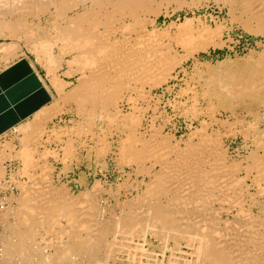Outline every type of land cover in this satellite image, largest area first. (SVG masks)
Returning a JSON list of instances; mask_svg holds the SVG:
<instances>
[{
	"label": "bare ground",
	"instance_id": "bare-ground-1",
	"mask_svg": "<svg viewBox=\"0 0 264 264\" xmlns=\"http://www.w3.org/2000/svg\"><path fill=\"white\" fill-rule=\"evenodd\" d=\"M185 1L187 2V0H185ZM185 1H183V0H12L11 1L10 0V2L8 3V1L5 0L4 2H7V4H3L4 2H1V0H0V2H1L0 6L4 5L3 7L7 8V9L4 8L5 9V10L3 9L4 11H2V8L0 9V11H1L0 16L4 15L0 19V36H10L12 38L10 42L2 43L3 45H1V46H3V52L4 53H2L3 57L2 56H1L2 58L0 57V61L6 62V61H9V60L15 58L18 55V51L22 47L21 46V42H23L22 40L25 39L26 40V46H27L26 48H28L29 51L33 52L36 55L35 56L36 59L38 58L39 61H43L44 64L46 65V67L45 66L44 67H45V69L47 68V70H48L47 73H49V75H51L50 76L51 77L50 79L52 80L51 83L54 84L52 86H54V88L56 87V89H58L56 91L57 95L59 94L58 92H60L59 97L56 98V101H55L56 103L52 102L51 104H53V105L52 106L48 105V107H46V108H43L45 106H42V109L40 108L39 111H37V112L35 111L36 113L33 117L34 118L33 120L26 121V123H23L16 128V130L22 134V136L19 138V146H18L19 150L18 151L16 150V152H15L14 147L10 141L11 139L9 141H6L5 143H3L2 146H0V191L8 189L9 187H11L10 184H5V182H4V180L6 178V174L8 172V166L5 165V163H7L6 160L15 159V158L21 159V162H22L21 164L23 165V167L20 169V171L22 174L26 173V176L28 175V172L30 171V170H28V168H30L31 166L33 167V162L36 163V160H38V161L40 160V158H38V157H37L38 159L34 160V158H33L34 155H32V153L35 152L33 150L39 144H42V143H40V138L43 137L44 134L47 132V130H46L47 122H49L54 117L59 116V115H61V113L66 112V111L70 112L71 114L73 113L76 117L77 116L81 117L80 120L85 121V122H88L89 120H91L95 116L101 120L102 126L106 125L107 129L108 128L111 129L113 127L116 130V133H114L115 135L113 136V139H111V140H113L112 142L108 141L109 139H108V136L106 135L108 133L105 132L106 134L103 133L101 135L97 134V136L95 137L96 138L95 139V145L94 146L90 145L92 147V149L95 150L97 155L103 157V155L105 156V154L109 150H111L112 153H114L115 155H118L117 159L120 160V162L121 161L122 162L127 161V162H131V163H135V165L136 164L140 165V167L136 168L137 172L138 173L143 172L145 174L144 175L145 177L143 176L144 179L142 177L141 179H143V180L140 179L137 183L138 188H139V189L137 188L138 189L137 191H139V193L141 192L140 190L142 189V186H141L142 184H143V186H146V187H143V189L146 188L144 190V192L142 194H139V195H141V197L144 198V199H142L144 201L146 199V196H148L152 200V202L148 203L149 204L148 209L145 208V210L147 209L146 213H143L142 215H140L142 212H140V213L137 212L138 210H136V211L133 210V211L137 212L140 215V219H142V221H140V219H139V221L143 222V229H142V235H141L142 238L141 239L139 238L138 240L136 239L137 248L142 251L144 256H147L149 261H152L151 259L153 257V262H152L153 264H264V233L261 231L262 235L258 234V233H260L259 228H257L259 232L258 231L255 232L256 230L254 232H251L253 230L252 228L256 229V227H258L260 225V224L256 225V221L254 220V218H256V220H257V217L261 219L259 221V223H261V226L264 229V186L261 185L262 184L261 181L264 180V177L261 178V176H258L259 174L257 176H255L252 173L254 169H260V168L264 169V113H262V111H264V52H263L262 56L259 54V57H261V58L259 61H257L259 63L256 67H254V65L252 66V67H254V69H252L251 66H249L250 69H252V70L249 71V73H246L247 75L244 74V76L243 75L238 76L239 74L237 75L236 72H234L236 74V76H234V75L231 76L232 75V72H231V75H230L231 77H229L228 79H223V78L221 79L220 78L221 79L220 80L218 76H217L218 79H215L214 77H216V76H214V75L212 77V73H211L210 74L211 77L209 76V78H208L209 81L206 77H205V80L207 79V81L204 82L202 80L204 84L206 83L205 85L203 83H201V84H203V87H202L203 92L202 93L204 95V99L209 101L211 106H218V108L220 107V109L223 110V112H224V113L222 112V114H225V112L229 113L226 116L227 117L226 119L220 118L219 120H217L216 118H214V120L216 119L215 120L216 122L220 121L219 123H217V125L219 126L218 128H215L216 124L214 125L213 121H211V119H210V122L207 119H204V120L202 119V121L200 122V125H201L200 129L198 131H195V130H197V129H195L193 132V135L191 134V136H190L191 139L188 138L190 140H188L187 142L185 141L186 143L183 145V144H181V140H180L181 138L179 139L180 140L179 141V140H176V137H174V135L168 134L169 132L164 134L162 127L160 128L161 125L158 128H156L155 123H154V120H155L154 116H151L153 118V120L151 119L152 124H149L148 132L147 131L144 132V130L142 131L144 133L141 132V126L143 124V120L145 119V110H143L144 108L142 109V108L138 107L136 102H138V100L140 98L142 100L143 99L148 100V99L152 98L153 96L150 97L151 96L150 92H151L152 88L157 87V86L162 85V84L164 85L165 83L169 82V80L171 78H175L176 76H174V72L178 68V66L183 65L190 58L195 57L196 53H198L200 51H206V50H208L210 45H212V44L216 45V43H218L217 39H214V37H216V36L213 37V35H214L213 29L214 28L211 30H208L207 28H209V27L207 26V28L198 29L197 28L198 26L196 25L197 26L196 28L198 30L193 29L191 25H192V21L194 22L195 20H193L192 18H187L185 20V22L179 24L180 25L179 29L176 32L177 35H175V38H174L177 41V43L175 41L176 45L180 44L182 46L183 53H181V54H179V56H177V53H179V52H176V53L174 52L175 53L174 54L172 51L173 47L172 48L167 47V45L170 46L172 44V40L170 42L171 44L169 45L168 39H167L166 43L162 39V41L166 44V46H165L166 48L162 47V46H164V43H161L163 45L159 46L160 44H158V43L161 42V39H159V38H161L162 35H164L170 29L165 30L164 28L166 26L163 28L164 30L162 28H161L162 30L157 28V26H156L157 19L163 13H167V15H168L170 6L172 4H176L177 5L176 8L179 9L180 7L184 6V3L186 5ZM201 1L202 0H191V5L189 3H188V5H190V8H194L198 3L200 4ZM215 1H217V2L223 1L225 4H229V5H233V6L238 1L239 4L242 5L243 9L245 10V12L247 13V15L250 18H255L261 22H264V0H215ZM224 3H223V5H224ZM1 4H3V5H1ZM5 5H7V6H5ZM225 6H227V5H225ZM233 9H235V8H233ZM73 10H75V11L77 10V11L74 13V15L72 14L73 15L72 16L69 13H70V11L72 12ZM142 12H144L143 15H145V13H146L148 15V18H149V15L151 17H154V19L151 18L152 21L150 20L152 25H153L152 29L147 28L148 27L147 26L148 23L146 24V21H147L146 18L147 17L143 16L141 18ZM239 12H241V11H239ZM233 13H235V12H233ZM16 15H18V16H16ZM11 16H13V17H11ZM233 16H235V18H236L237 15H233ZM30 17H32L31 18L32 20L30 19ZM204 17H205V15H204ZM143 18H145L146 20ZM199 18H198V20H199ZM44 19H46V20H44ZM196 19H197V17H196ZM239 19H241V18H239ZM200 20H201V18H200ZM200 20L197 21V23L200 22ZM119 21L121 22V25L120 26L115 25V23H117V22L119 23ZM223 22H221V23H223ZM261 22H259V23H261ZM261 24H263V23H261ZM173 25L175 26V24H173ZM254 25H256V23ZM205 26L206 25H204V27ZM209 26H211V25H209ZM218 26H220V25H218ZM249 26H250V24H249ZM177 27H178V25H177ZM248 28L251 29V27H247L246 29H248ZM51 29H53V33H51V31H48ZM166 29H167V27H166ZM216 29H215V31L217 32L218 30H216ZM256 30L257 29H255V31ZM210 31H212L213 33H211ZM219 31H220V29H219ZM224 31H226V30H224ZM262 31H264V30H262ZM170 32H171V30H170ZM166 34H168V33H166ZM263 34H261V35H263ZM165 35H164L165 38H166V36L167 37L169 36V38L173 39V37H170L171 35H166V36ZM219 35L221 37L222 34L219 33L218 37H219ZM133 38L136 39V41L135 40L132 41ZM61 43H62V47L59 50V54L56 53V55H55L54 54V47L57 46L58 44H61ZM176 45H175V47H176ZM258 45L259 44H257V46ZM173 46H174V44H173ZM260 46L262 47V45H260ZM263 46H264V43H263ZM253 48H254V46H253ZM255 49H256V47H255ZM69 52L75 53V55L72 59H69V60L66 59L67 60L66 65H68L67 67H69L67 69H70V71L68 72V70H66L67 72L65 71L66 72L65 75H67V73L69 75H71L72 73H78L79 78H77L78 79L77 84H74L73 87L71 86L72 87L71 89L65 91L64 90L65 86L67 84H70L71 82L70 83L68 81H67V83L64 82V80H61L63 78H59L58 77L59 75L58 76L56 75V72L61 67V63L63 62V60L65 58L64 56ZM253 52H256V51L254 50ZM249 53H250V51H249ZM254 55H256V54H254ZM243 57H245V56H243ZM239 58L240 57H238V59ZM255 58L258 59V57H255ZM227 59H230V58H227ZM247 60H244V61L246 62ZM252 60H254V58ZM39 61H37V62H39ZM229 61L230 60H228L227 62H229ZM231 61H232V59H231ZM244 61H241V63L242 62L244 63ZM196 62H198V61H196ZM221 62H223V61H221ZM30 64H32V61ZM39 64H41V63H39ZM240 64H239V66H240ZM200 65H201V63H200ZM245 65L246 64H244V66ZM32 66H33V64H32ZM219 66H221V65H219ZM230 66H232V65L230 64ZM227 67H229V66L227 65ZM247 68H248V65H247ZM244 69L245 68L243 67L242 71ZM218 70L220 71V69H218ZM236 70H238V68ZM203 72H202V74H203ZM223 72L225 73V70ZM246 72H248V71L246 70ZM199 74L201 75V73H199ZM227 74H230V72ZM69 75H67V76H69ZM192 76H193V74H192ZM125 78L128 81H129V79H132V80L135 79L133 82L138 81L137 83H139L140 86L136 87L138 85L137 84L134 88V86H132L131 82H130L132 80L129 81L130 82L129 86L126 85L128 83L125 82ZM211 78H213V79H211ZM50 79H49V81H50ZM199 79H201V77H199ZM192 80H193V78H192ZM188 81H190V79ZM202 81H200V82H202ZM145 84L149 85V87H148L150 89V90H148L149 93H147V90H145V88H144ZM125 87H127V89ZM190 91H191V89H190ZM167 92H168V90H167ZM187 92H188V90H187ZM134 94H136V96H134ZM54 99H55V97H54ZM124 101H127L128 104L131 105V107L134 109L133 113L132 112L129 114L123 113V108H122L123 106L121 103L122 102L124 103ZM157 102H158V100H157ZM169 102H171V101H169ZM182 102H184V101H182ZM180 103H181V101H180ZM147 104H148V102H147ZM164 105H165V103H164ZM174 107L175 106L173 103V108ZM155 108H157V105ZM255 108H258V110H259L258 113L255 112V110H254ZM147 109L148 108L146 107V111H147ZM197 109H198V107H197ZM199 109H200V107H199ZM239 109L246 110L247 116L243 117L242 114L240 115V117L242 116L243 118L240 119V128H239L240 130H238L239 131L238 135H241L245 139V141H247L251 137H253L254 141H256V143H257V147L255 148V150L253 152L248 151L249 153L252 152L251 157H250L252 163H249V164L247 163V165H244V164H242V162H239L240 160L237 162L232 158L230 151H229L230 149L228 148V146L225 147L224 140H223L224 135H225V132L223 131V129L225 130L226 128L231 126V123H234V122H230V120L232 117H234L237 114L236 112ZM98 110H99V112H98ZM260 110H262V111L260 112ZM158 113H161V111H159ZM240 113H238V114H240ZM219 114H221V112ZM212 117H215V116H212ZM175 118H176V116H175ZM235 118L239 119L237 117H235ZM156 119H157V117H156ZM199 119H200V117H199ZM236 119L233 121H236ZM74 120L76 121V119H74ZM78 121H76V122H78ZM82 121H81V123H82ZM90 122L91 121H89V123ZM93 122H95V121L93 120ZM237 123H239V120ZM86 124L88 125V123H85V125H83V126L85 127ZM79 125L81 127V129H79V131L82 129H84V130L88 129L86 131V133L88 131L90 132V130H91V128L89 130L90 125H88V128H87V126L85 128H83L82 124H79ZM93 125H92V127H93ZM179 125H181V124H179ZM232 125H234V124H232ZM165 126H166V124H165ZM76 127H77V125H76ZM235 127H236V125L234 126V129H232V130H235V132H236ZM70 128H69V130L71 133V130H73V129L72 128L70 129ZM51 130H53V129H51ZM53 131H55V130H53ZM53 131H51V134ZM79 131L76 130V132H78V133H79ZM110 132H111V130H110ZM190 132H192V131H190ZM94 133H96V132L94 131ZM5 134L6 133H4V135ZM58 135H59V133H58ZM47 137L48 138H46V139L50 140L49 136H47ZM79 137H81V136H79ZM93 137L94 136L92 135V138ZM54 138H55V136L53 137V139ZM194 138H197V139L195 140ZM72 140L73 139H71V141H70V139H68V141H70L68 143L65 141L66 146L63 148L65 151V156L68 158L70 156H72L73 154L75 155L74 150L76 148V145L75 146L73 145ZM82 145H85V144L83 143ZM244 147H243V149H244ZM7 149H9V152H11V153H6L5 151ZM260 149H261L262 153L259 152ZM47 150H49V149H47ZM88 150H89V148H88ZM64 151H63V153H64ZM162 151L163 152L169 151V152H167L169 154L174 152L173 154L176 157L174 156L175 158L172 159V157H171V159H169L168 157H166V155H165L166 153L163 154ZM240 151H241V149H240ZM52 153L54 154L53 151H52ZM57 154L58 153L55 152V155H57ZM95 157H96V155H95ZM74 158H76V157L74 156ZM246 158L248 159V157H246ZM45 160H47V159L45 158ZM148 160H149V162H151L149 167L147 165L145 166V163ZM66 162H68V161H66ZM69 164H72V163H69ZM101 164L104 165V163H101ZM127 164H125V165H127ZM37 165L40 167L39 164H37ZM141 166H142V169H141ZM41 167H43V165ZM47 167L49 169L51 168L49 165H47V162H45L43 168L44 169L46 168V170H47ZM106 167H105V169H106ZM114 167H116V166H114ZM33 168H31V169H33ZM230 168L235 169V171H237L238 174L231 172ZM49 169H48V171H51ZM263 169H262V171H264ZM46 170H44V171H46ZM33 171L34 170H32V172ZM242 172H244L243 176H242ZM39 173H40V175H42L41 172H39ZM45 173H47V171ZM45 173H44V175H45ZM95 173H93V174H95ZM113 173H114V171H113ZM66 174H69V173L66 172ZM37 175H39V174H37ZM37 175H35V178ZM40 175H39V178L42 177ZM134 175H138V174H134ZM122 176L124 177V175H122ZM10 177H11V175H10ZM29 177H30V175H29ZM45 177L48 178V176H45ZM101 177H102V175H101ZM13 178H11V179H13ZM146 178L148 179V181H146ZM27 180H30L28 178V176H27ZM51 180H53V178ZM99 180H100V178H99ZM111 180H113V179H111ZM39 181H40V179H39ZM38 182H36V184H38ZM131 182H133V181H131ZM30 183H31V180H30ZM30 183L24 184V183H20V181H18V184H16L18 186V188H20V190H21L20 196L18 195L19 197L16 199V200H19L21 207L17 206V208L20 207L22 209L19 208V210H16V208L13 209L9 206H6V203H5L6 201L3 203L4 205H2V207L0 208V218L3 220H5V218H8L9 216L8 217H6V216L11 214V213L12 214L14 213V217L17 213L21 214V216L19 215L21 217L19 220L17 219V217H15V219H17L18 222L21 224V227H19V226H18V228H16L15 226L11 227L12 229H13V227H15L17 232H19L18 234L16 232H14V233H16L17 240L11 241V243H8V246L5 245L6 246L5 253H8V255L10 256V253L12 252V250L14 252L17 250L19 252H22V255H20V256L23 257V254L25 255L23 257V259L25 258V261L29 260L28 263L32 261V262H37V264H74L72 261L74 259V257H73V259H71V256L69 255V253L71 251H76L75 253H78V255H81V253H84V255L85 254L88 255L90 253L94 254L93 242H90L89 240H91L94 236L98 235V233H99L98 231H97L98 232L97 234L96 233L93 234L94 236H92L90 239L84 241L85 246H83L82 243H80V244H74V242L62 243L63 242L62 241L61 243H59L60 244L59 246L62 249H60L56 253L51 254V253H47V252H43V251H39L40 252L39 253L37 251L38 247L37 248L34 247L36 244L34 246H32L31 245L32 243H30L28 245H31V246H27V244H26L27 242H25L26 236H28L31 233H33V236H34V231L38 232V230H35L36 227L33 228V226H26L25 224H27L26 222H30L28 219L31 218L30 215H32L33 213H36L37 215H38V213H44L47 218L45 216L44 217L48 221H52V222L55 220V217H56L55 215H60L62 217L64 216L63 218H65V219L66 218L68 219V217H69L70 220L66 221L68 223H71V221L73 220V217L75 216L74 220L77 223V221L81 220V219L77 220L76 218H79V216L77 217L76 215L79 214V215L83 216L82 214L88 213V212L82 213L83 211L86 212L83 208H85L84 206L86 204L89 207V204H91L93 202L92 200H94L97 197L96 194H97V191H99V189H100V186H99L100 182H97V184L94 183V185H93L94 187H92V190L88 189L85 192L86 197L85 196L84 197L87 198L88 201L90 200V202L87 203V199L85 200V198H84L85 202L84 201L83 202L86 203L85 205H83V203L81 204V202L78 203L79 201H77V200L81 199L79 194H76V195L79 196L80 199L78 197H77L78 199L74 197L77 200H75L73 198V196H72L73 192L71 193L69 190L70 187L67 188L63 185L62 187L60 186V188L57 186L58 187L57 188L55 186V184H50L53 186L49 187L50 188L49 191L47 188L46 192H48V193L45 192V194H44L43 191H41L40 189H37L38 186H36V188L32 187V186H30ZM43 183H44V181H43ZM46 183L48 185L47 184H44V185L49 186L48 181ZM39 185H41V184H39ZM258 185H259V188H257L258 191H256L257 193H255V194L261 196V198L263 199V200H260V202L262 201V204L260 203L261 209L259 210V213H256L254 211L253 207H254V205H257V206L259 205L258 204L259 200L253 199L252 203L250 204L251 205L250 209L248 211H246L244 209L246 205L244 206L243 203L241 202V204L243 205L242 206L239 203L240 201L238 202L239 197L241 196L240 195L241 192H239V191L243 188L245 189V187H248V188L251 187L252 188V186H258ZM41 187L43 188V186H41ZM131 187H132V184H131ZM213 187H214V189H212ZM215 188H217V189H215ZM233 188H235V190L237 189L236 191L239 192L240 196H236L238 198V200L236 198L235 199H236V202H238L239 205H241L240 207H242V208L238 207L239 208L238 210L240 212L238 210H236V211H238L240 213L241 217L243 215H245L244 217H246V221H247V219H249V221L246 222L247 223L246 224L245 221H243L244 218L242 217L243 218L242 221H243V223L246 224V226H242L243 223L239 222L241 227H242V231L241 232L238 231V233L240 232L239 234L236 231H234L236 233L231 234V233H233V230H231L232 228L234 229L237 226V229L239 230V227H238V226H240L239 224L235 226L233 224H236V223H232V225L234 227L231 226V222L233 220H234L233 222H236L235 219L239 216V215L236 216V214L238 212H236L234 214L235 219L233 218V220L231 221L230 217H228L229 214L231 213L230 210L225 209L227 212L226 213L227 217H224L226 215H222L223 213H221V210L223 208L222 209L218 208L220 210L218 212L216 211L217 210L216 208H215L216 212H214L212 210V208H213L212 206H210L211 209L210 208L207 209L209 207V205H211V202L213 200H215L216 198L217 199L215 200V202L217 200L220 202L222 200L224 201V198H225L224 196H226V194H227L228 195L227 199H229L230 198L229 196L231 194H229L228 191L232 190ZM227 189H228V191L226 192ZM128 190H130V189H128ZM215 190L218 192L217 194H215ZM236 191L234 192V190H233L234 193H236ZM248 192L249 191H247V193ZM15 194L16 193L11 194V196L12 195L13 196L9 198V201L10 200L12 201L11 198L17 197V196H15ZM242 194H243V192H242ZM255 194L250 193L251 197H252V195H255ZM70 195L75 200L74 201L75 206L82 205L83 206V207L81 206L82 209L78 210L79 207H77V209L75 210V208L73 209L72 206L67 203L68 202L67 200L71 199ZM69 196H70V198H69ZM168 196L170 198L167 199V201L169 200V202H168V204H166L167 202L164 200V197H168ZM214 196L216 197L215 199H214ZM232 196L233 195H231V198H232ZM234 196H235V194H234ZM45 197H47V198H45ZM141 197H140V199H141ZM242 198H244V197H242ZM219 199H221V200H219ZM4 200H8V199L6 198ZM41 200L42 201L45 200V203H43ZM71 201H73V200H70L69 202H71ZM80 201H82V200H80ZM223 201L221 202L222 205H223ZM226 201H228V200L225 199L224 203ZM232 201H233L232 202L233 204L234 203L236 204V202L234 200H232ZM76 202L80 205H77ZM104 202H105V200H104ZM228 202H226V204H228ZM42 203H43V206L45 204L46 205L44 207H41ZM136 203H139V202H136ZM232 203H229V204H232ZM92 204H93L92 208L95 209L98 207L97 205H99L101 203H98L96 205L93 202ZM94 204L97 207H94ZM131 204L135 205L134 202H132ZM148 204H146V205H148ZM220 204H219V206H220ZM87 205H86V207H87ZM187 205H193V207H195V209L192 208V206L190 207ZM142 206H144V205H142ZM185 206H187V207H185ZM90 207L87 208V209H89L87 211L91 210ZM100 207H101V205H100ZM105 207H107V205ZM134 207L136 209V206H133V209H134ZM188 207L194 209V211L191 209H188ZM98 208L96 209V212H97ZM119 208L121 209L120 206H119ZM139 208H141V206ZM139 208L137 207V209H139ZM183 208L184 209L187 208V210H184ZM197 208H199V209H197ZM228 208H230V207H228ZM232 208H233V206H232ZM94 209H92V211ZM131 209H132V206H131ZM81 210H83V211H81ZM122 210L123 209H121L120 211H122ZM211 210L213 213H211ZM104 211H105V209H104ZM140 211H142V210H140ZM207 211H210V212H207ZM105 212H104V214H105ZM110 212H111V210H110ZM114 212H113V214H115ZM90 213H89V215H90ZM129 213H133V212L130 211ZM207 213L209 216H206ZM24 214H25V217H23ZM95 214L96 213H94V215ZM35 215H33V216H35ZM89 215H87L88 218H86L87 216L86 217L84 216V218H86L88 220ZM91 215L93 217V220H91V221H93V223H91V221H90V223L85 222L84 224H87L86 226L89 228L91 227V229L95 228V230H98L99 225L95 221L99 218V216L97 218L93 215V213ZM136 215H134V217ZM1 216H4L5 218L4 217L2 218ZM41 216H43V214ZM127 216H128V214H127ZM12 217H13V215H12ZM38 217H39V215H38ZM118 217H120V215H118ZM132 217H130V218L132 219ZM45 218L43 220L44 223H46ZM71 218H72V220H71ZM90 218H91V216H90ZM95 218H97V219H95ZM103 218L101 217L102 220L106 219V218L105 219H103ZM111 218H110V220H111ZM120 218H122V217H120ZM15 219L13 221H16ZM3 220H1V221H3ZM34 220H35V218H34ZM198 220H201V221H198ZM239 220H240V218H239ZM84 221H82V222H84ZM125 221H128V220L126 219ZM196 221L202 222V223L200 224V223H197ZM72 222H74V221H72ZM79 222L81 223V221H78V223H77L78 226L80 224ZM135 222H136V220H135ZM23 223H25L24 226H23ZM37 223L40 224L39 221ZM100 223L101 222H99V224ZM108 223H111V221H108ZM108 223H107V225L106 224H104V225L108 227ZM84 224L81 223V226L84 227ZM122 224L124 225V223H122ZM128 224L126 226L129 228V226L131 224H129V226H128ZM192 224H194V225H192ZM196 224H199L198 227H195ZM27 225H29V224H27ZM44 225L46 226V224H44ZM54 225H56V223ZM71 225H72V223L69 224V226H71ZM115 225L118 226V224H116V223H115ZM216 225L219 226L220 228L216 227ZM220 225L223 227V229H221L222 227ZM60 226H61V224H60ZM73 226L70 227V232L72 231V229H75L77 227L76 226L75 228H73ZM105 226H104V228H105ZM134 226H137V225H134ZM141 226H142V224H141ZM187 226L192 229V231H190V233H189L190 235L187 234V237L189 239L186 238L187 248H189V250L191 252L190 251L186 252L187 250L184 251L183 247H181L182 245L180 244V243H182V242H180V239L186 235L184 232H186L185 227H187ZM193 226L196 229L192 228ZM261 226H259V227H261ZM63 227L65 229V226H63ZM47 228L48 229L45 228L46 229L45 232L48 231V233H46L48 235L49 229H52V228H49V227H47ZM79 228H81V227H78L77 230ZM89 228H86L85 230H87V229L89 230ZM123 228L127 229L124 226H123ZM140 228H142V227H140ZM197 228H199V229L197 232H195L197 230ZM224 228L230 229L231 231L228 230L227 232L226 231L223 232L222 230H224ZM121 229H120V232L122 231ZM130 229H129V231H130ZM137 229L138 228H136V230ZM249 229L250 230L252 229V230L249 231ZM5 230H6V228H5ZM60 231H59V233H60ZM113 231L115 232V230H113ZM117 231H119V230H117ZM138 231H137V234H138ZM55 232L58 233L57 230ZM67 232H68V230H67ZM75 232H77V231H75ZM85 232L86 231H84V233ZM88 232H86L87 235L90 234V232H92V230L91 231L89 230ZM93 232H94V229H93ZM127 232L128 231H126V233ZM243 232H245V233H243ZM103 233H101V234H103ZM115 233L118 236L117 232H115ZM115 233H113V235ZM126 233H123V234L126 236ZM129 233H130V235L133 234L132 232H129ZM63 234H66V233L64 232ZM119 234H121V233H119ZM12 235H15V234H12ZM47 235H45V236H47ZM59 235H61V234H59ZM42 236H43V234H42ZM62 236H61V238H62ZM18 237H19V239H18ZM31 237H32V235H31ZM35 237H36V235L34 236V238ZM98 237H100V234ZM126 237H129V235ZM13 238H15V237L13 236ZM61 238L59 236V239H61ZM174 238H176V241H175L176 246H175V244L173 246L171 243V240ZM27 239L29 240V238H27ZM75 239L78 240L79 238H75ZM157 239H159V241L162 243V250H160V251H162V258H155L154 255L156 252H154V249H152V251H150L147 248H145V243L150 244L151 246H154V242ZM32 240H33V238H32ZM57 240H58V238H57ZM115 240H117V239H115ZM115 240L110 241L109 243L115 242ZM123 240L126 241V238L122 239L121 241H123ZM51 241L53 243V238ZM51 241L48 240L49 243ZM69 241H71V240H69ZM99 241H101V239H99ZM106 241H107V243H106ZM106 241H105V243H106L105 246L108 244L107 239H106ZM131 241H133V240H131ZM95 242L97 245L98 242L97 241H95ZM46 243H47V240H46L45 244ZM76 243H78V241ZM129 244H130V242H129ZM113 245H115V244H113ZM117 245H118V243H117ZM57 246H58V243H57ZM119 246H121V245H119ZM121 247H123V246H121ZM154 248H156V246H154ZM109 249L111 250L110 247H109ZM112 249H114V248H112ZM123 249H121L120 251H122ZM160 249H161V246H160ZM39 250H42V249H39ZM111 251H113V250H111ZM5 253L3 251L2 255H5ZM115 253H117V252H115ZM16 254H17V252H16ZM72 254H73V252H72ZM157 254L158 253H156V255ZM8 255L6 254L5 256L9 257ZM14 256H16V255H14ZM88 257H89V255H88ZM91 257H93V256H91ZM26 258H27V260H26ZM34 258H36V259H34ZM20 259L22 260V258H20ZM83 259H85V257H83ZM93 259H96V258H93ZM98 259H96V260L98 261ZM133 259H134V257H133ZM3 260L4 259L2 258L1 261L3 262ZM5 260L8 261L6 258H5ZM127 260L129 261V259H127ZM4 262H3V264H4ZM88 262H89V260H88ZM91 262H92V260H91ZM103 262H104V259H103ZM9 263H11V262H9ZM104 263H106V261ZM128 264H129V262H128ZM146 264H150V263H146Z\"/></svg>",
	"mask_w": 264,
	"mask_h": 264
},
{
	"label": "rangeland",
	"instance_id": "rangeland-1",
	"mask_svg": "<svg viewBox=\"0 0 264 264\" xmlns=\"http://www.w3.org/2000/svg\"><path fill=\"white\" fill-rule=\"evenodd\" d=\"M5 0H1V2H4ZM6 1H8V3L10 2V0H6ZM12 1V0H11ZM183 1H185V0H183ZM0 2V3H1ZM186 2V1H185ZM217 1H215V0H202L201 2H200V4L198 3L194 8H190V5H191V0H187V2H186V5H185V3H184V6L183 7H180L179 9L178 8H176L177 7V5L176 4H172L171 6H170V9H169V14L167 15V13H163L158 19H157V23H156V26H157V28H159V29H163L165 26L167 27V29H166V27L164 28L165 30H171V32H170V30L169 31H167L166 33H168V34H166V35H171L170 37H173V39H171V38H169V36L167 37L165 34V36H166V38L164 37V35H162V37L161 38H159V39H161V42H159L158 44H160L159 46H161V45H163V44H161V43H166L167 42V39H168V43H169V45L171 44L170 42H171V40H172V46L170 45V46H168L167 45V47H173V49H172V51H173V53L175 52H179V53H177V56H179V54H181V53H183V48H182V46L180 45V44H178V45H176V43H177V41H176V39H174L175 38V35H177L176 34V32L178 31V29H179V24L180 23H183V22H185V20L187 19V18H192L193 20H195L194 22L192 21V28L193 29H196V30H198V29H203V28H207V26L209 27V28H207L208 30H211V29H213V31H214V33L212 32V31H210L211 33H213L214 35H213V37L214 36H216V37H214V39H217V41H218V43H216V45L215 44H212V45H210L209 46V48H208V50H206V51H200V52H198V53H196L195 54V57H192V58H190L188 61H186L183 65H181V66H178V68L175 70V72H174V76H176L175 78H171L170 80H169V82H167V83H165L164 85L162 84V85H159V86H157V87H154V88H152V90H151V96L150 97H152V98H150V99H148V100H145V99H139L138 100V102H136L137 103V105H138V107H140V108H144L143 110H145V119L143 120V124H142V126H141V132L144 130V132H148V127H149V124H152V121H151V119L153 120V118L151 117V116H154V123H155V127L156 128H158L160 125V128L162 127V129H163V132H164V134H166V133H168V134H172V135H174V137H176V140H179L180 138V140H181V144H185L188 140H190L191 139V134L193 135V132H194V130L195 129H197V130H195V131H198L199 129H200V127H201V125H200V122L202 121V119L204 120V119H207L209 122H210V119H211V121H213V124L216 126H214L215 128H218L219 126L217 125V123H219L220 121H215L216 119L217 120H219L220 118L221 119H226L227 117V115L229 114V113H226L225 112V114H222V112H223V110H221L220 109V107L218 108V106H211V104L209 103V101H207L206 99H204V95H203V81L205 82V81H207V79L209 78V76H210V74L212 73V77H213V75L214 76H216V77H214L215 79H218V77H219V79L221 78H223V79H228L229 77H231V76H236V74L238 75V76H244V74L245 75H247L246 73H249V71H251L252 69H254V67H256L257 65H258V63L259 62H257V61H259L260 60V58L261 57H259V54L262 56V54H263V52H264V46H263V41H264V31H262V30H264V22H261V21H259V20H257V19H255V18H250L248 15H247V13L245 12V10L243 9V7H242V5H240L239 4V2L237 1L236 3H235V7L233 6V5H229V4H225L223 1H219V2H217ZM188 3L190 4V5H188ZM202 3V4H201ZM223 3H224V5H223ZM3 4H7V2H4ZM3 4H1V5H3ZM220 4V5H219ZM203 5V6H202ZM225 5H227V6H225ZM237 5V6H236ZM240 5V6H239ZM4 6V5H3ZM3 6H0V9L2 8V11H4L5 9H7L6 7H3ZM5 6H7V5H5ZM199 6V7H198ZM205 6V7H204ZM174 7V8H173ZM179 7V6H178ZM198 7V8H197ZM229 7V8H228ZM5 8V9H4ZM190 8V9H189ZM204 8V9H203ZM209 8V9H208ZM228 8V9H227ZM233 8H235V9H233ZM4 9V10H3ZM195 9V10H194ZM208 9V10H207ZM222 9V10H221ZM225 9V10H224ZM238 9V10H237ZM241 9V10H240ZM243 9V10H242ZM234 10V11H233ZM237 10V11H236ZM77 11V10H76ZM75 10H73L72 12L70 11V15H74V13L76 12ZM179 11V12H178ZM229 11V12H228ZM235 12V13H233V12ZM239 11H241V12H239ZM1 12V11H0ZM201 12V13H200ZM244 12V13H243ZM228 13V14H227ZM237 13V14H236ZM144 14V12H142L141 13V18L144 16V17H147L146 19H147V21H146V24H147V28L148 29H152V27H153V25H152V23H151V21H152V19H154V17H151L150 15H149V18H148V15L145 13V15H143ZM72 15V16H73ZM204 15H205V17H204ZM233 15H237L236 16V18H235V16H233ZM4 16V15H3ZM3 16H0V19L3 17ZM16 16H18V15H16ZM197 17V19H196V17ZM201 16V17H200ZM220 16V17H219ZM11 17H13V16H11ZM195 17V18H194ZM201 18V20H200V18ZM208 19H207V18ZM241 18V19H239V18ZM32 17H30V19H31ZM152 18V19H151ZM198 18H199V20H200V22H198L197 23V21H199L198 20ZM211 18V19H210ZM247 18V19H246ZM143 19H145V18H143ZM145 19V20H146ZM203 19V20H202ZM205 19V20H204ZM236 21H235V20ZM245 19V20H244ZM249 19V20H248ZM32 20V19H31ZM44 20H46V19H44ZM151 20V21H150ZM228 20V21H227ZM238 20V21H237ZM173 21V22H172ZM208 21V22H207ZM211 21V22H210ZM224 21V22H223ZM240 21V22H239ZM221 22H223V23H221ZM232 22V23H231ZM242 22V23H241ZM259 22H261V23H263V24H261V23H259ZM120 23V24H119ZM119 23L117 22V23H115V25H117V26H120L121 25V22L119 21ZM145 23V22H144ZM197 23V24H196ZM239 23V24H238ZM244 23V24H243ZM256 23V25H254ZM172 24V25H171ZM173 24H175V26L173 25ZM216 26H215V25ZM249 24H250V26H249ZM253 24V25H252ZM168 25V26H167ZM171 25V26H170ZM177 25H178V27H177ZM198 27H197V26ZM202 27H201V26ZM204 25H206L205 27H204ZM209 25H211V26H209ZM218 25H220V26H218ZM159 26V27H158ZM194 26V27H193ZM215 26V27H214ZM253 26V27H252ZM258 26V27H257ZM260 26V27H259ZM263 26V27H262ZM198 29H197V28ZM219 27V28H218ZM223 29H222V28ZM247 27H251V29H246ZM217 28V29H216ZM161 29V30H162ZM163 29V30H164ZM215 29L216 30H218L217 32L215 31ZM219 29H220V31H219ZM255 29H257L256 31H255ZM260 29V30H259ZM262 29V30H261ZM224 30H226V31H224ZM254 30V31H253ZM48 31H51V33H53V29H51V30H48ZM174 31V32H173ZM253 31V32H252ZM221 33L222 35H221V37H220V35H219V37H218V34L219 33ZM171 33V34H170ZM224 33V34H223ZM216 34V35H215ZM261 34H263V35H261ZM259 35V36H258ZM136 38V37H135ZM221 40H220V39ZM11 37L10 36H0V57L2 56V53H4L3 52V46H1V45H3L2 43H8V42H10L11 41ZM158 39V40H159ZM162 39H163V41H162ZM228 39V40H227ZM136 41V39H132V41ZM224 40V41H223ZM263 40V41H262ZM23 42H21V49L18 51V55L16 56V57H18V56H21V55H23V56H25V57H30V58H36L35 56V54L32 52H29V50H28V48H26L27 46H26V40L24 39V40H22ZM175 41H176V43H175ZM220 41V42H219ZM25 42V43H24ZM261 44H260V43ZM164 43V46H162V47H164V48H166L165 46H166V44ZM173 44H174V46H173ZM257 44H259L258 46H257ZM157 45V44H156ZM175 45H176V47H175ZM221 45V46H220ZM260 45H262V47L260 46ZM158 46V45H157ZM220 46V47H219ZM253 46H254V48H253ZM180 47V48H179ZM255 47H256V49H255ZM2 48V49H1ZM163 48V49H164ZM179 48V49H178ZM250 49V50H249ZM175 50V51H174ZM256 51V52H253V51ZM249 51H250V53H249ZM211 52V53H210ZM261 52V53H260ZM174 53V54H175ZM256 54V55H254V54ZM238 54V55H237ZM4 55V54H3ZM247 55V56H246ZM230 56V57H229ZM243 56H245V57H243ZM252 56V57H251ZM3 57V56H2ZM1 57V58H2ZM237 57V58H236ZM238 57H240L239 59H238ZM247 57V58H246ZM249 57V58H248ZM255 57H258V59L257 58H255ZM196 58V59H195ZM227 58H230V59H227ZM254 58V60L257 62H255L254 60H252ZM231 59H232V61H231ZM249 61H248V60ZM257 59V60H256ZM226 60V61H225ZM228 60H230L229 62H227ZM244 61V60H247L246 62L244 61V63L242 62L241 63V61ZM196 61H198V62H196ZM221 61H223V62H221ZM221 62V63H220ZM198 65H197V64ZM200 63H201V65H200ZM203 63V64H202ZM210 63V64H209ZM241 63V64H240ZM256 63V64H255ZM207 64V65H206ZM230 64L232 65V66H230ZM236 66H235V65ZM238 64V65H237ZM239 64H240V66H239ZM244 64H246L245 66H244ZM193 65V66H192ZM219 65H221V66H219ZM227 65L229 66V67H227ZM247 65H248V68H247ZM254 65V67H252ZM2 66H3V61H0V68H2ZM183 66V67H182ZM206 66V67H205ZM223 66V67H222ZM249 66H251V68L252 69H250V67ZM203 67V68H202ZM219 67V68H218ZM233 67V68H232ZM243 67L248 71V72H246V70L244 69L243 71H242V69H243ZM190 70H189V69ZM195 68V69H194ZM220 69V71L218 70V69ZM230 68V69H229ZM232 68V69H231ZM238 68V70H236ZM240 68V69H239ZM230 71H229V70ZM250 69V70H249ZM196 70V71H195ZM200 70V71H199ZM225 70V73L223 72ZM236 70V71H235ZM204 71V72H203ZM228 71V72H227ZM202 72H203V74H202ZM223 72V73H222ZM230 72V74H227V73H229ZM231 72H232V75H231ZM234 72H236V74L234 73ZM240 72V73H239ZM199 73H201V75L199 74ZM207 73V74H206ZM192 74H193V76H192ZM198 74V75H197ZM205 74V75H204ZM218 74V75H217ZM222 74V75H221ZM228 76H227V75ZM220 75V76H219ZM231 75V76H230ZM179 76V77H178ZM189 76V77H188ZM218 76V77H217ZM178 77V78H177ZM199 77H201V79H199ZM205 77L207 78L206 80H205ZM211 77V76H210ZM226 77V78H225ZM188 78V79H187ZM192 78H193V80H192ZM197 78V79H196ZM190 79V81H188ZM211 79H213V78H211ZM220 79V80H221ZM127 79L125 78V82L126 83H128V84H126V85H128L129 86V83L131 82V85L132 86H134V88H135V86L136 87H139L140 86V84L139 83H137L138 81H136V82H133L134 80H132V79H129V81L130 80H132V81H126ZM203 80V81H202ZM200 81H202V82H200ZM208 81H209V79H208ZM181 85H180V84ZM194 83V84H193ZM196 83V84H195ZM201 83H203V84H201ZM135 84V85H134ZM199 84V85H198ZM206 84V83H205ZM204 84V85H205ZM179 85V86H178ZM190 85V86H189ZM175 86V87H174ZM193 86V87H192ZM149 85L147 84H145V90H147V93H149V91L148 90H150L149 88ZM184 87V88H183ZM192 87V88H191ZM197 87V88H196ZM199 87V88H198ZM126 89H127V87H125ZM124 88V89H125ZM129 88V87H128ZM168 88V89H167ZM181 88V89H180ZM155 89V90H154ZM190 89H191V91H190ZM167 90H168V92H167ZM186 90V91H185ZM187 90H188V92H187ZM157 91V92H156ZM156 92V93H155ZM187 92V93H186ZM190 92V93H189ZM167 93V94H166ZM174 93V94H173ZM186 93V94H185ZM192 93V94H191ZM161 94V95H160ZM172 94V95H171ZM134 96H136V94H134ZM159 96V97H158ZM178 98H177V97ZM183 96V97H182ZM185 96V97H184ZM201 96V97H200ZM164 97V98H163ZM184 98V99H183ZM195 100H194V99ZM200 98V99H199ZM176 99V100H175ZM189 99V100H188ZM199 99V100H198ZM156 100V101H155ZM157 100H158V102H157ZM161 100V101H160ZM179 102H178V101ZM169 101H171V102H169ZM180 101H181V103H180ZM182 101H184V102H182ZM192 101V102H191ZM195 101V102H194ZM200 101V102H199ZM147 102H148V104H147ZM169 102V103H168ZM199 102V103H198ZM157 103V104H156ZM164 103H165V105H164ZM173 103H174V108H173ZM185 103V104H184ZM192 103V104H191ZM122 104V108H123V113L124 114H129V113H133L134 112V109L131 107V105L130 104H128V102L127 101H124V103L122 102L121 103ZM144 104V105H143ZM147 104V105H146ZM161 104V105H160ZM179 106H178V105ZM187 104V105H186ZM197 104V105H196ZM199 104V105H198ZM151 105V106H150ZM156 105H157V108H155L156 107ZM164 105V106H163ZM177 105V106H176ZM203 105V106H202ZM129 106V107H128ZM155 106V107H154ZM186 106V107H185ZM205 106V107H204ZM146 107L148 108L147 109V111H146ZM159 107V108H158ZM164 107V108H163ZM189 107V108H188ZM197 107H198V109H197ZM199 107H200V109H199ZM210 107V108H209ZM213 107V108H212ZM155 108V109H154ZM173 108V109H172ZM191 108V109H190ZM207 108V109H206ZM184 109V110H183ZM219 109V110H218ZM155 110V111H154ZM169 112H168V111ZM217 110V111H216ZM255 110V112L256 113H258L259 112V110H258V108H255L254 109ZM159 111H161V113H158ZM213 111V112H212ZM262 110H260V112H261ZM98 112H99V110H98ZM128 112V113H127ZM167 112V113H166ZM205 112V113H204ZM211 112V113H210ZM221 112V114H219ZM241 112V113H240ZM246 112V110H241V109H239V110H237V114L234 116V117H232L231 118V120H230V122H234V123H231V126L230 127H228V128H226L225 130L223 129V131L225 132V135H224V144H225V147H227L228 146V148L230 149L229 151H230V154H231V156H232V158L235 160V161H239V162H242V164H244V165H247V163L249 164V163H252L251 162V153L255 150V148L257 147V143H256V141H254V139H253V137H251L249 140H247V141H245V139L241 136V135H238L239 134V131L238 130H240L239 128H240V119H242L244 116H247V112ZM68 113V114H67ZM202 113V114H201ZM224 113V112H223ZM238 113H240V114H238ZM262 113H264V111H262ZM139 114V113H138ZM160 114V115H159ZM168 114V115H167ZM180 114V115H179ZM191 114V115H190ZM210 116H209V115ZM216 114V115H215ZM242 114V116L240 117V115ZM244 114V115H243ZM171 115V116H170ZM200 115V116H199ZM223 115V116H222ZM162 116V117H161ZM175 116H176V118H175ZM189 116V117H188ZM193 116V117H192ZM212 116H215V117H212ZM156 117H157V119H156ZM171 117V118H170ZM199 117H200V119H199ZM211 117V118H210ZM225 117V118H224ZM235 117H237V118H239V119H236ZM163 118V119H162ZM192 118V119H191ZM196 118V119H195ZM214 118H216L215 120H214ZM74 119H76V121H78V122H76ZM81 119V117H76L73 113L71 114L70 112H68V111H66V112H63V113H61V115H59V116H56V117H54L53 119H51L49 122H47V124H46V130H47V132L44 134V136L43 137H41L40 138V143H42V144H39L33 151H35V152H33L32 153V155H34L33 156V158H34V160H36V159H38V158H40V160L38 161V160H36V163L35 162H33V167L31 166L30 168H28V170H30L29 172H28V178L31 180V183H30V180H27V176H26V173H21V171H20V169L23 167V165L21 164L22 162H21V159H18V158H15V159H10V160H6V162L7 163H5V165L6 166H8V172H7V174H6V178H5V180H4V182H5V184H10V186L11 187H9L8 189H5V190H2V191H0V208L2 207V205H4L3 203L5 202L6 203V206H9V207H11V208H13V209H15L16 208V210H19V208L21 207L20 206V202H19V200H16L19 196H20V192H21V190H20V188H18V186L16 185V184H18V181H20V183H24V184H29L30 183V186H32V187H35L36 188V186H38V188L37 189H40L41 191H43V193L45 194V192L47 191L46 189L48 188V191L50 190V188L49 187H51V186H53V185H50V184H55V186L57 187H59L60 188V186L62 187L63 185L65 186V187H70L69 188V190H70V192L72 193L73 192V194H72V196H73V198L75 197V198H79V196H80V200H82V201H80V200H77V199H75V200H77V201H79L78 203H80L81 202V204L83 203V205H85L86 203H84L85 201H84V198L86 197L85 196V192L88 190V189H90V190H92V187H94L93 185H94V183H96L97 184V182H100L99 184V186H100V189H99V191H97V197L94 199V200H92L96 205L98 204V203H101V204H99V205H95L94 204V207H97L98 208V210H97V212H96V209L97 208H92L93 207V202L91 203V204H89V207L91 208V210L90 211H87V210H89V209H87V208H89L88 207V205H87V207H86V205L84 206L85 208H83L86 212H84L83 210H81V211H83L82 213H87V214H82L83 216H81V215H76L77 217L79 216V218H76L77 220L78 219H81V220H78V221H81V223L82 224H84L85 222L86 223H90V221L91 220H93V217H92V213H93V215H94V213H96L94 216L95 217H97L98 218V216H99V218L97 219V218H95V219H97L95 222L96 223H98V225H99V229L98 230H95V228H92L91 229V227L89 228V227H87L86 225L87 224H84V227L83 226H81V223L79 224V226L77 225V223H78V221H77V223L75 222V216L73 217V220H72V218H71V220L72 221H74V222H72L71 221V223H72V225L71 226H69V224H71V223H68V222H66V221H69L70 219H69V217H68V219L66 218H63L62 216H60V215H55L56 217H55V220L52 222V221H48L46 218V215L44 214V213H38V215H39V217H38V215L36 214V213H33L32 215H30L31 216V218L30 219H28L30 222H26L27 224H29V225H27V224H25V223H23V226H24V224L26 225V226H33V228H35V230H38V232H35L34 231V236L36 235V237L34 238V236H33V233H31V234H29L28 236H26V239H25V242H27L26 244H27V246H34L35 244V246L34 247H38L37 249V251L39 252V251H43V252H47V253H51V254H54V253H56L57 251H59L60 249H62L59 245V243H61L62 241V243H72V242H74V244H80V243H82L83 244V246H85V244H84V241L85 240H88V239H90L92 236H94L93 234H97L98 232V235H96V236H94L91 240H89L90 242H93V248H94V254L93 253H90V254H88L89 255V257H88V255L87 254H85L84 255V253H81V255H78V253H75L76 251H71L70 253H69V255L71 256V259H73V257H74V259L72 260L73 261V263L74 264H128V262H129V264H146V263H150V264H153L152 262H153V257H152V261H149L148 260V258H147V256H144L143 255V253H142V251L140 250V249H138L137 248V244H136V239L138 240L139 238L141 239L142 238V229H143V222H140V221H142V219H140V215H142L143 213H146V210L148 209V206H149V204L148 203H150V202H152V200L148 197V196H146V199H145V201L147 202H145L144 200H142V199H144V198H142L141 197V195H139V194H142L143 192H144V190L146 189V188H144L143 189V187H146V186H143V184L141 185L142 186V189L140 190L141 192L139 193V191H137L139 188H138V181L145 175L143 172H141V173H138L137 172V169L136 168H138V167H140V165H135V163H131V162H127V161H125V162H120V160H118L117 159V156L118 155H115L114 153H112V151L111 150H109L106 154H105V156L103 155V157H101V156H98L97 155V153L95 152V150H93L92 149V147L91 146H94L95 145V137L97 136V134L98 135H101V134H106V133H108V134H106L107 136H108V141L109 142H112L113 140H111V139H113V136L115 135L114 133H116V130L112 127L111 129L110 128H108L107 129V127H106V125H104V126H102V122H101V120L98 118V117H95L94 116V118H92L91 120H89V121H91L90 123H89V121L88 122H85V121H82V120H80ZM168 119V120H167ZM236 119V121L238 122V120H239V123H237L236 121H233V120H235ZM70 120V121H69ZM93 120L95 121V122H93ZM170 120V121H169ZM182 120V121H181ZM191 120V121H190ZM195 120V121H194ZM81 121H82V123H81ZM164 121V122H163ZM180 121V122H179ZM145 122V123H144ZM168 122V123H167ZM24 123H26V122H24ZM85 123H88V125H90L89 126V130H90V128H91V130H90V132L88 131L87 133H86V131L88 130L87 128H88V125L86 124V126H87V130H84V129H82V130H80L79 131V129H81V127H80V125L79 124H82V127L83 128H85L83 125H85ZM95 123V124H94ZM192 123V124H191ZM74 124V125H73ZM94 124V125H93ZM165 124H166V126H165ZM179 124H181V125H179ZM232 124H234V125H232ZM76 125H77V127H76ZM92 125H93V127H92ZM170 127H169V126ZM192 125V126H191ZM236 125V132H235V130H232V129H234V126ZM54 126V127H53ZM67 126V127H66ZM164 126V127H163ZM195 126V127H194ZM63 127V128H62ZM72 128L73 130H71V133H70V130H69V128ZM197 127V128H196ZM70 128V129H71ZM99 128V129H98ZM185 128V129H184ZM191 128V129H190ZM51 129H53V130H55V131H53V130H51ZM77 131H79V133L78 132H76V130ZM111 130V132H110V130ZM172 129V130H171ZM232 131H231V130ZM99 130V131H98ZM108 130V131H107ZM113 130V131H112ZM166 130V131H165ZM175 130V131H174ZM51 131H53L52 132V134H51ZM85 131V132H84ZM94 131L96 132V133H94ZM172 131V132H171ZM183 131V132H182ZM190 131H192V132H190ZM81 132V133H80ZM83 132V133H82ZM106 132V133H105ZM110 132V133H109ZM144 132H142V133H144ZM176 132V133H175ZM58 133H59V135H58ZM70 134V135H69ZM79 134V135H78ZM81 134V135H80ZM85 134V135H84ZM110 134V135H109ZM113 134V135H112ZM181 134V135H180ZM227 134V135H226ZM11 136V140L10 139H3V140H0V146H2V144L3 143H5L6 141H11V144L13 145V147H14V150H15V152H16V150L18 151L19 150V138L22 136V134L21 133H19L16 129L13 131V133L12 134H10ZM92 135L94 136L93 138H92ZM238 135V136H237ZM47 136H49V138H50V140H47L46 138H48ZM55 136V138L53 139V137ZM62 136V137H61ZM79 136H81V137H79ZM83 136V137H82ZM106 136V137H107ZM111 136V137H110ZM71 137V138H70ZM76 137V138H75ZM91 137V138H90ZM59 140H58V139ZM81 138V139H80ZM85 138V139H84ZM188 138H190V139H188ZM68 139H70V141H71V139H73L72 140V143H73V145L75 146L76 145V148H75V150H74V153H75V155L73 154L72 156H70L69 158L68 157H66L65 156V151H64V147L66 146L65 144V141L68 143V142H70V141H68ZM94 139V140H93ZM195 140L197 139V138H194ZM17 140V141H16ZM84 140V141H83ZM175 140V139H174ZM179 140V141H180ZM183 141V142H182ZM186 141V142H185ZM243 141V142H242ZM16 142V143H15ZM246 144H245V143ZM84 143L85 145H82V144ZM242 143V144H241ZM250 143V144H249ZM15 145V146H14ZM91 145V146H90ZM245 147H244V146ZM247 145V146H246ZM81 147V148H80ZM243 147H244V149H243ZM247 147V148H246ZM88 148H89V150H88ZM47 149H49V150H47ZM240 149H241V151H240ZM252 149V150H251ZM54 152V154L52 153V151ZM49 151V152H48ZM63 151H64V153H63ZM248 151H252V152H248ZM6 153H11V152H9V149H7L6 151H5ZM38 152V153H37ZM48 152V153H47ZM55 152L56 153H58L57 155H55ZM167 152H169V151H167ZM166 151L165 152H163L162 151V153L163 154H165L166 155V157H168L169 159H171V157H172V159L173 158H175L176 156L173 154V153H167ZM259 152L260 153H262V151H261V149L259 150ZM45 155H44V154ZM110 153V154H109ZM238 155H237V154ZM43 154V155H42ZM52 156H51V155ZM83 154V155H82ZM96 155V157H95V155ZM77 155V156H76ZM90 155V156H89ZM114 155V156H113ZM169 155V156H168ZM46 156V157H45ZM49 156V157H48ZM55 156V157H54ZM74 156L76 157V158H74ZM94 156V157H93ZM175 156V157H174ZM38 157V158H37ZM113 157V158H112ZM238 157V158H237ZM246 157H248V159L246 158ZM45 158L47 159V160H45ZM55 158V159H54ZM61 158V159H60ZM67 158V159H66ZM95 158V159H94ZM115 158V159H114ZM242 158V159H241ZM245 158V159H244ZM63 159V160H62ZM66 159V160H65ZM78 159V160H77ZM113 159V160H112ZM14 160V161H13ZM93 160V161H92ZM243 160V161H242ZM66 161H68V162H66ZM73 161V162H72ZM90 161V162H89ZM106 163H105V162ZM45 162H47V165H49L51 168L49 169L48 167H47V170H46V168L44 169L43 167H44V164H45ZM98 162V163H97ZM16 163V164H15ZM69 163H72V164H69ZM75 163V164H74ZM91 163V164H90ZM101 163H104V165L103 164H101ZM128 163V164H127ZM35 164V165H34ZM37 164H39L40 165V167L37 165ZM60 164V165H59ZM66 164V165H65ZM97 164V165H96ZM125 164H127V165H125ZM150 164H151V162H149V160L145 163V166L147 165L148 167L150 166ZM37 165V166H36ZM43 165V167H41ZM70 165V166H69ZM92 165V166H91ZM94 165V166H93ZM103 165V166H102ZM116 166V167H114V166ZM120 165V166H119ZM11 166V167H10ZM67 166V167H66ZM73 166V167H72ZM107 166V167H106ZM113 166V167H112ZM137 166V167H136ZM20 167V168H19ZM77 167V168H76ZM105 167H106V169H105ZM31 168H33V169H31ZM42 168V169H41ZM111 168V169H110ZM46 170L47 171V173H45L46 171H44V170ZM48 169L49 170H51V171H48ZM53 169V170H52ZM70 169V170H69ZM92 169V170H91ZM97 169V170H96ZM110 169V170H109ZM141 169H142V166H141ZM262 169L263 168H260V169H254L253 170V175H255V176H257L258 174V176H261V178H263L264 177V171H262ZM32 170H34L33 172H32ZM74 170V171H73ZM119 170V171H118ZM123 170V171H122ZM228 170V169H227ZM230 170H231V172H233V173H235V174H238V172L237 171H235V169H233V168H230ZM257 172H256V171ZM264 170V169H263ZM44 171V172H43ZM77 171V172H76ZM113 171H114V173H113ZM229 171V170H228ZM37 172V173H36ZM39 172H43L42 173V175H40V173ZM66 172L67 173H69V174H66ZM89 174H88V173ZM96 172V173H95ZM119 172V173H118ZM125 172V173H124ZM134 172V173H133ZM260 172V173H259ZM21 175H19V174ZM36 173V174H35ZM44 173H45V175H44ZM93 173H95V174H93ZM123 173V174H122ZM262 173V174H261ZM37 174H39L40 176H44L43 178L41 177V178H39V175H37ZM47 174V175H46ZM62 174V175H61ZM111 174V175H110ZM114 174V175H113ZM128 174V175H127ZM134 174H138V175H134ZM240 174V173H239ZM10 175H11V177H10ZM14 175V176H13ZM29 175H30V177H29ZM35 175H37L36 176V178H35ZM67 175V176H66ZM87 175V176H86ZM101 175H102V177H101ZM122 175H124V177L122 176ZM244 175V172H242V176ZM263 175V176H262ZM32 176V177H31ZM45 176H48V178H46ZM97 176V177H96ZM108 176V177H107ZM127 176V177H126ZM14 177V178H13ZM55 177V178H54ZM67 177V178H66ZM126 177V178H125ZM145 177V176H144ZM144 177H143V179H144ZM11 178H13V179H11ZM33 178V179H32ZM35 178V179H34ZM53 178V180H51ZM99 178H100V180H99ZM125 178V179H124ZM11 179V180H10ZM39 179H40V181H39ZM48 181V183H49V186H47L48 184L46 183L47 181ZM111 179H113V180H111ZM123 179V180H122ZM127 179V180H126ZM138 179V180H137ZM143 179H141V180H143ZM10 180V181H9ZM17 180V181H16ZM37 180V181H36ZM44 181V183H43V181ZM59 180V181H58ZM77 180V181H76ZM97 180V181H96ZM99 180V181H98ZM110 180V181H109ZM125 180V181H124ZM137 180V181H136ZM15 181V182H14ZM39 181V182H38ZM65 181V182H64ZM94 181V182H93ZM106 181V182H105ZM131 181H133V182H131ZM146 181H148V179L146 178ZM7 182V183H6ZM27 182V183H26ZM36 182H38V184H36ZM51 182V183H50ZM80 182V183H79ZM83 182V183H82ZM131 182V183H130ZM33 183V184H32ZM112 183V184H111ZM127 183V184H126ZM261 185H263L264 186V180L263 181H261ZM32 184V185H31ZM36 184V185H35ZM39 184H41V185H39ZM44 184H47L46 186L44 185ZM57 184V185H56ZM66 184V185H65ZM107 184V185H106ZM131 184H132V187H131ZM16 185V186H15ZM103 185V186H102ZM110 185V186H109ZM130 185V186H129ZM41 186H43V188L41 187ZM57 187V188H58ZM106 187V188H105ZM112 187V188H111ZM105 188V189H104ZM111 188V189H110ZM138 188V189H137ZM236 188V187H235ZM235 188H233L232 190H229L228 191V189L226 190V192L228 191V193L229 194H231V195H233L232 196V198H231V195L229 196L230 198L229 199H227V197H228V195L226 194V196H224L223 198H224V201H225V199L226 200H230L229 202L228 201H226V202H228V204H226V202L224 203V201H223V205H222V201L220 202V201H216L215 202V200L217 199L215 196H214V199L215 200H213L212 202H211V205H209V207L207 208V209H209L210 208V206H212L213 208H212V210L214 211V212H218V211H220L218 208H220V209H222L221 210V213H223L222 215H226V210H230V214H229V216L228 217H230V220L232 221L233 220V218L235 219V216H234V214L236 213V212H238L239 210V208H242V207H240L242 204H241V202L243 203V205L245 206V210L246 211H248L249 209H250V207H251V203H252V200L253 199H258L259 200V205L257 206V205H254V211L256 212V213H259V210L261 209V204H262V201L260 202V200H263L262 198H261V196H259V195H256L255 193H257L256 191H258L257 190V188H259V185L258 186H252V188L251 187H245V189L243 190V189H241L239 192H241L240 193V195H239V192H237L236 190H235ZM43 189V190H42ZM45 189V190H44ZM128 189H130V190H128ZM212 189H214V187L212 188ZM215 189H217V188H215ZM124 190V191H123ZM233 190H234V192L236 191V193H234L233 192ZM108 191V192H107ZM115 191V192H114ZM126 191V192H125ZM247 191H249L251 194H255V195H252V197H251V195H250V193L248 192L247 193ZM16 193L15 194V196H17L16 198L14 197V198H11L12 199V201L10 202L9 201V198L10 197H12L11 196V194H14V193ZM40 192V191H39ZM82 192V193H81ZM111 192V193H110ZM114 192V193H113ZM119 192V193H118ZM121 192V193H120ZM134 192V193H133ZM242 192H243V194H242ZM41 193V192H40ZM46 193H48V192H46ZM117 193V194H116ZM218 192L215 190V194H217ZM235 194V196H234V194ZM76 194H79V196H77ZM245 194V195H244ZM19 195V196H18ZM75 195V196H74ZM71 196V195H70ZM70 196H69V198H70ZM72 196H71V199L70 200H73V201H71V202H69L70 200H67L68 202V204L69 205H71L72 206V208L74 209L75 208V210L77 209V207H79L78 208V210H80V209H82V205H80V204H78L77 202H76V204L77 205H80V206H75V200L72 198ZM85 196V197H84ZM114 196V197H113ZM133 196V197H132ZM171 196V195H170ZM236 196H240L239 197V200H238V198L236 197ZM113 197V198H112ZM116 197V198H115ZM123 197V198H122ZM137 197V198H136ZM140 197H141V199H140ZM242 197H244V198H242ZM8 199V200H4V199ZM45 198H47V197H45ZM170 197L168 196V197H164V200L167 202L166 204H168V202H169V200L167 201V199H169ZM234 198V199H233ZM238 200V202L241 204V205H239V203L238 202H236V199ZM242 198V199H241ZM87 198H85V200H86ZM104 200H105V202H104ZM107 200V201H106ZM115 200V201H114ZM141 200V201H140ZM219 200H221V199H219ZM232 200H234L235 202H236V204L234 205L232 202ZM242 200V201H241ZM42 201V200H41ZM66 201V200H65ZM84 201V202H83ZM43 203H45V200L44 201H42ZM74 204H73V203ZM90 202V200L88 201V199H87V203H89ZM98 202V203H97ZM108 202V203H107ZM130 202V203H129ZM132 202H134L135 203V205L134 204H131ZM136 202H139V203H136ZM43 203H42V206L41 207H44L43 206ZM113 203V204H112ZM120 205H119V204ZM220 204V206H219V204ZM229 203H232V204H229ZM249 203V204H248ZM261 203V204H260ZM115 204V205H114ZM123 204V205H122ZM138 204V205H137ZM146 204H148V205H146ZM215 204V205H214ZM11 205V206H10ZM15 205V206H14ZM100 205H101V207H100ZM107 205V207H105ZM113 205V206H112ZM126 205V206H125ZM132 206V209H131V206ZM142 205H144V206H142ZM242 205V206H243ZM17 206H20V207H18L17 208ZM82 206V207H81ZM119 206L121 207V209H123L122 211H120L121 209L119 208ZM123 206V207H122ZM128 206V207H127ZM133 206H136V209H135V207H134V209H133ZM141 206V208H139ZM147 206V207H146ZM187 206H192V208H194L195 209V207H193V205H187ZM187 206H185V207H187ZM219 206V207H218ZM223 206V207H222ZM232 206H233V208H232ZM104 207V208H103ZM130 207V208H129ZM137 207L139 208V209H137ZM190 207H188V209H191V210H193L194 211V209H192V208H190ZM225 207V208H224ZM228 207H230V208H228ZM235 207V208H234ZM239 207V208H238ZM260 207V208H259ZM125 208V209H124ZM145 208H147L146 210H145ZM217 210H216V209ZM20 209H22V208H20ZM92 209H94L93 211H92ZM104 209H105V211H104ZM184 209V208H183ZM197 209H199V208H197ZM196 209V210H197ZM206 209V210H207ZM211 209V208H210ZM226 209V210H225ZM102 210V211H101ZM110 210H111V212H110ZM136 211V210H138L137 212H142L140 215L137 213V212H134V211ZM140 210H142V211H140ZM184 210H187V208H185ZM205 210V211H206ZM212 210H211V213H213L212 212ZM216 210V211H215ZM236 210H238V211H236ZM241 210V209H240ZM92 211V212H91ZM101 213H100V212ZM115 211V212H114ZM126 211V212H125ZM133 212V213H129V212ZM91 212V213H90ZM104 212H105V214H104ZM113 212L117 215H115V214H113ZM117 212V213H116ZM121 214H120V213ZM196 212V211H195ZM207 212H210V211H207ZM240 212V211H239ZM238 212V213H239ZM89 213H90V215H89ZM99 213V214H98ZM103 213V214H102ZM236 214V216L237 215H239L238 217L240 218V220H239V218L237 217L235 220H236V222H231V226L232 227H234L233 225H240V223L239 222H241V223H243V221H245V223L246 222H248L249 221V219H247V221H246V217H244L245 215H243L242 217L244 218H242L241 217V215H240V213L239 214ZM37 216H36V215ZM43 214V216H41ZM109 214V215H108ZM112 214V215H111ZM124 214V215H123ZM127 214H128V216H127ZM131 214V215H130ZM137 214V215H136ZM12 215H13V217H12ZM17 215V216H16ZM15 215V217H17V219L19 220L21 217V214H16ZM20 215V216H19ZM33 215H35V216H33ZM87 215H89V219L87 220L86 218H88V216ZM118 215H120V217H122V218H120V217H118ZM134 215H136L135 217H134ZM205 215V214H204ZM233 215V216H232ZM9 216V217H8ZM46 218H45V217ZM58 216V217H57ZM60 216V217H59ZM84 216L86 217V218H84ZM90 216H91V218H90ZM114 216V217H113ZM126 216V217H125ZM133 216V217H132ZM206 216H209L208 215V213L206 214ZM2 218L4 217V216H1ZM6 217H8V218H5V220H3V219H1L0 218V264H3V262H4V264H6L7 262L9 263V262H11V263H9V264H37V262H29L28 263V261H25V258L23 259V257L25 256L24 254H23V257L22 256H20V255H22V252H19V251H13L12 250V252L10 253V256L8 255V253H5V248H6V246H8V243H11V241H15V240H17V236H16V233L18 234L19 232H17V230H16V228H18V226L19 227H21V224L18 222V220L17 219H15V217H14V213L12 214H9V215H7ZM23 217H25V214L23 215ZM42 219H41V218ZM101 217L103 218V219H105V220H102L101 219ZM112 217V218H111ZM128 217V218H127ZM130 217H132V219L130 218ZM224 217H227V215L226 216H224ZM16 220V221H13L14 219ZM34 218H35V220H34ZM37 218V219H36ZM39 218V219H38ZM44 218H45V222L46 223H44ZM110 218H111V220H110ZM119 218V219H118ZM138 220H137V219ZM210 218V217H209ZM248 218V217H247ZM8 219V220H7ZM12 219V220H11ZM109 219V220H108ZM127 219L128 221H125V220ZM139 219H140V221H139ZM242 219H243V221H242ZM1 220H3V221H1ZM35 222H34V221ZM40 222V224L39 223H37L38 221ZM58 220V221H57ZM85 220V221H84ZM87 220V221H86ZM135 220H136V222H135ZM254 220L256 221V225L257 224H260L259 226H261V223H259V221L261 220L260 218H258L257 217V220H256V218H254ZM8 221V222H7ZM37 221V222H36ZM43 221V222H42ZM56 221V222H55ZM64 221V222H63ZM82 221H84V222H82ZM98 221V222H97ZM106 221V222H105ZM108 221H111V223H108ZM125 221V222H124ZM198 221H201V220H198ZM2 222V223H1ZM32 222V223H31ZM42 222V223H41ZM50 222V223H49ZM60 222V223H59ZM94 222V223H95ZM99 222H101L100 224L102 225H100L99 224ZM104 222V223H103ZM135 222V223H134ZM197 222V221H196ZM195 222V223H196ZM13 223V224H12ZM20 225H19V224ZM46 224V226L44 225V224ZM56 223V225H54ZM63 223V224H62ZM68 223V224H67ZM74 223V224H73ZM76 223V224H75ZM91 223H93V221H91ZM107 223H108V227L107 226H105L104 224H106L107 225ZM115 223L116 224H118V226L117 225H115ZM122 223H124V225L122 224ZM131 224L130 226H129V224ZM134 225H137V226H134ZM194 223V224H195ZM197 223H202V222H197ZM232 223H236V224H233L232 225ZM245 223H243L242 224V226H246V224ZM51 224V225H50ZM60 224H61V226L63 227V226H65V229H64V227L62 228L61 226H60ZM128 224V226H129V228L126 226ZM141 224H142V226H141ZM194 224H192V225H194ZM249 224V223H248ZM36 225V226H35ZM44 225V226H43ZM59 225V226H58ZM74 225V226H73ZM140 225V226H139ZM198 225L199 224H196V226L195 227H198ZM12 226H15V227H13V229L15 230H13L11 227ZM38 226V227H37ZM43 226V227H42ZM67 226V227H66ZM73 226V228H75L76 226V228L75 229H72V231L70 232V227H72ZM104 226H105V228H104ZM116 226V227H115ZM121 226V227H120ZM123 226L125 227V228H127V229H124L123 228ZM132 226V227H131ZM221 226V225H220ZM256 227V229L255 228H252L251 230L249 229V231H251V232H254L255 230V232H257L258 231V229L257 228H259V230H260V233H258V234H261L262 235V233H261V231L264 233V229H263V227L261 226V227ZM47 227H49V228H52V229H49V234L47 235L46 233H48V231H46L45 232V230L46 229H48ZM61 227V228H60ZM78 227H83L82 229L81 228H79L78 230H77V228ZM134 227V228H133ZM140 227H142V228H140ZM188 227V226H187ZM185 227L186 229H185V231L186 232H184L186 235L184 236V237H182L181 239H180V242H182V243H180L182 246L181 247H183V249H184V251H186V252H189L190 250H189V248H187V240H186V238L187 239H189L188 237H187V234L188 235H190L189 233H190V231H192V229L190 228V227ZM194 226L192 227V228H194V229H196ZM216 227H218V228H220L219 226H217L216 225ZM222 227V226H221ZM230 227V226H229ZM239 227V230L237 229V226H236V228H232L231 230H233V233H231V234H234V233H238V231H242V227H241V225L240 226H238ZM241 227V228H240ZM5 228H6V230H5ZM40 228V229H39ZM46 228V229H45ZM86 228H89V230L91 231L92 230V232H90V234H86V232H88L89 230L87 229V230H85ZM108 228V229H107ZM122 228V229H121ZM134 231H132L131 229ZM136 228H138L137 230H136ZM44 229V230H43ZM64 229V230H63ZM68 230V232H67V230ZM82 231H81V230ZM93 229H94V232H93ZM105 229V230H104ZM120 229L123 231H121L120 232ZM129 229H130V231H129ZM135 229V230H134ZM193 229V230H194ZM198 229L199 228H197V230L195 231V232H197L198 231ZM221 229H223V227L221 228ZM226 229V230H225ZM237 229V230H236ZM57 230L58 231V233L57 232H55V231ZM61 230V231H60ZM80 230V231H79ZM104 230V231H103ZM113 230H115V232H117V234H118V236L116 235V233L113 231ZM117 230H119V231H117ZM139 230V231H138ZM231 231L230 229H227V228H224V230H222L223 232H227V231ZM59 231H60V233H59ZM75 231H77V232H75ZM84 231H86L85 233H84ZM98 231V232H97ZM104 233H103V232ZM126 231H128L127 233H126ZM137 231H138V234H137ZM234 231H236V232H234ZM248 231V232H249ZM14 232H16V233H14ZM42 232V233H41ZM44 232V233H43ZM53 232V233H52ZM66 233V234H63V233ZM129 232H132L133 234L132 235H130V233ZM239 232V233H240ZM247 232V233H248ZM259 232V231H258ZM5 233V234H4ZM56 233V234H55ZM78 233V234H77ZM89 233V232H88ZM101 233H103V234H101ZM109 233V234H108ZM113 233H115L114 235H113ZM119 233H121V234H119ZM123 233H126V236H128L129 235V237H126ZM238 233V234H239ZM243 233H245V232H243ZM12 234H15V235H12ZM42 234H43V236H42ZM59 234H61V235H59ZM72 234V235H71ZM99 234H100V237H98L99 236ZM31 235H32V237H31ZM40 235V236H39ZM45 235H47V236H45ZM58 235V236H57ZM63 235V236H62ZM65 235V236H64ZM76 237H75V236ZM87 235V236H86ZM113 235V236H112ZM134 235V236H133ZM13 236L15 237V238H13ZM59 236H60V238H61V236H62V238L64 239H59ZM83 236V237H82ZM136 236V237H135ZM141 236V237H140ZM68 237V238H67ZM98 237V238H97ZM106 237V238H105ZM122 237V238H121ZM132 237V238H131ZM138 237V238H137ZM27 238H29V240L27 239ZM32 238H33V240H32ZM51 238V239H50ZM52 238H53V243H52ZM57 238H58V240H57ZM72 238V239H71ZM75 238H79L78 240L77 239H75ZM122 240V239H125L126 238V241L125 240H123V241H121L120 239ZM18 239H19V237H18ZM35 239V240H34ZM99 239H101V241H99ZM106 239L108 240V244L105 246V244L107 243V241H106ZM110 239V240H109ZM115 239H117V240H115ZM46 240H47V245L45 244V242H46ZM48 240L49 241H51L50 243L48 242ZM69 240H71V241H69ZM106 241V243H105V241ZM115 240V242H112V243H109L110 241H114ZM128 240V241H127ZM130 240V241H129ZM131 240H133V241H131ZM135 240V241H134ZM34 241V242H33ZM40 241V242H39ZM78 241V243H76ZM95 241H97L98 243H97V245H96V242ZM120 241V242H119ZM175 241H176V238H174V239H172L171 240V243H172V245L174 246V244H175ZM184 241V242H183ZM6 242V243H5ZM55 242V243H54ZM104 242V243H103ZM129 242H130V244H129ZM158 242V243H157ZM174 242V243H173ZM30 243H32L31 245H28V244H30ZM34 243V244H33ZM57 243H58V246H57ZM117 243H118V245H117ZM121 243V244H120ZM128 243V244H127ZM157 243V244H156ZM4 244V245H3ZM99 244V245H98ZM111 244V245H110ZM113 244H115V245H113ZM126 244V245H125ZM6 245V246H5ZM117 245V246H116ZM119 245H121V246H123V247H121V246H119ZM125 245V246H124ZM99 248H98V247ZM101 246V247H100ZM113 246V247H112ZM150 244H146L145 243V248H147L148 250H150V251H152V249H154V252H156V253H158L157 255H156V253H155V258H162V251H160V250H162V243L159 241V239H157V240H155V242H154V246H156V248H154V246H151ZM160 246H161V249H160ZM175 246H176V244H175ZM3 247V248H2ZM109 247L111 248V250H113V251H111L110 249H109ZM125 247V248H124ZM86 248V247H85ZM92 248V249H93ZM98 248V249H97ZM101 248V249H100ZM112 248H114V249H112ZM124 248V249H123ZM4 249V250H3ZM39 249H42V250H39ZM103 249V250H102ZM121 249H123L122 251H120ZM129 249V250H128ZM4 251V253H5V255L7 254L9 257H6L5 255H2V253H3V251ZM99 250V251H98ZM116 250V251H115ZM118 250V251H117ZM126 251V252H125ZM16 252H17V254H16ZM72 252H73V254H72ZM96 252V253H95ZM115 252H117V253H115ZM191 252V251H190ZM13 253V254H12ZM40 253V252H39ZM108 253V254H107ZM110 253V254H109ZM127 253V254H126ZM77 254V255H76ZM13 255V256H12ZM14 255H16V256H14ZM18 255V256H17ZM75 255V256H74ZM84 255V256H83ZM97 255V256H96ZM120 255V256H119ZM4 256V257H3ZM91 256H93V257H91ZM113 256V257H112ZM117 258H116V257ZM128 258H127V257ZM83 257H85V259H83ZM99 259H98V258ZM112 257V258H111ZM133 257H134V259H133ZM2 258L4 259L3 260V262L1 261L2 260ZM5 258L8 260L9 258V260L8 261H6L5 260ZM12 258V259H11ZM20 258H22V260L20 259ZM81 260H80V259ZM93 258H96V259H98V261L96 260V259H93ZM34 259H36V258H34ZM33 259V260H34ZM103 259H104V262L106 261V263H104L103 262ZM120 259V260H119ZM126 259V260H125ZM127 259H129V261L127 260ZM26 260H27V258H26ZM78 260V261H77ZM88 260H89V262H88ZM91 260H92V262H91ZM124 260V261H123ZM84 261V262H83ZM87 261V262H86ZM100 261V262H99ZM109 261V262H108ZM118 263H117V262ZM149 261V262H148ZM97 262V263H96ZM99 262V263H98ZM125 262V263H124ZM7 263V264H8Z\"/></svg>",
	"mask_w": 264,
	"mask_h": 264
},
{
	"label": "crops",
	"instance_id": "crops-1",
	"mask_svg": "<svg viewBox=\"0 0 264 264\" xmlns=\"http://www.w3.org/2000/svg\"><path fill=\"white\" fill-rule=\"evenodd\" d=\"M57 46L54 47L55 55L56 53L59 54V50L62 47V43L58 44ZM67 54L64 56L65 58L61 63V67L59 68L60 70L58 69L56 72V75L57 76L59 75L58 76L59 78H63L61 80H64V82L66 83L67 81L69 83L71 82L70 84H67L65 86L64 88L65 91L71 89L74 86V84H77L78 81L77 78H79L78 73H72L71 75L67 73V75L69 76L65 75V73L67 72L66 70H68V72L70 71V69H67L69 67H67L68 65H66L67 64L66 59L68 60L72 59L75 53L69 52ZM37 59L36 58L33 59L21 55L6 62L3 61V66L2 68H0V75L8 68H10L11 66L18 63L21 60L27 61V64L31 69V74L25 77V79L23 80L24 83H22V85L13 88V90L10 91V94L4 92L3 89H0V138H1L0 140L11 139L10 134H12L13 131L19 125L23 124L26 121L33 120L35 113L39 111L40 108L42 109V106H45L43 108L48 107V105L52 106L53 104L51 103L52 102L54 103L56 101V98H58L60 95V92H58L59 94L57 95L56 91L58 89L52 86L54 84L51 83L52 82V80L50 79L51 75L47 73L48 72L47 68L45 69L46 65L44 64L43 61H39V59L38 60ZM31 61L33 66L32 64H30ZM4 133L6 134L4 135Z\"/></svg>",
	"mask_w": 264,
	"mask_h": 264
},
{
	"label": "water",
	"instance_id": "water-1",
	"mask_svg": "<svg viewBox=\"0 0 264 264\" xmlns=\"http://www.w3.org/2000/svg\"><path fill=\"white\" fill-rule=\"evenodd\" d=\"M30 74L31 69L27 64V61L21 60L0 75V89H3L4 92L10 94V91H12L16 86L18 87L22 85L25 77Z\"/></svg>",
	"mask_w": 264,
	"mask_h": 264
}]
</instances>
